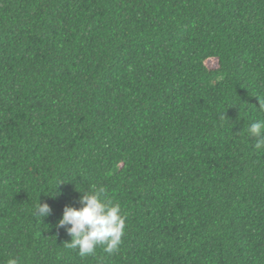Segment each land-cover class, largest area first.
Masks as SVG:
<instances>
[{"label": "trees", "instance_id": "1", "mask_svg": "<svg viewBox=\"0 0 264 264\" xmlns=\"http://www.w3.org/2000/svg\"><path fill=\"white\" fill-rule=\"evenodd\" d=\"M260 103L264 0H0V264H264ZM92 186L126 229L82 258Z\"/></svg>", "mask_w": 264, "mask_h": 264}, {"label": "clouds", "instance_id": "2", "mask_svg": "<svg viewBox=\"0 0 264 264\" xmlns=\"http://www.w3.org/2000/svg\"><path fill=\"white\" fill-rule=\"evenodd\" d=\"M259 109L264 110V104L260 103ZM246 132L250 138H256L255 148L264 150V119L252 123ZM79 192L82 193L78 201L80 207L65 206L62 219L56 225L71 237L66 245L77 250L82 258L94 255L98 247L108 255L115 254L125 235L126 214L119 203L106 197L103 186H92L87 192ZM51 215L52 209L47 203L39 202L34 210V216L39 219ZM6 264L20 262L17 258H9Z\"/></svg>", "mask_w": 264, "mask_h": 264}, {"label": "rangeland", "instance_id": "3", "mask_svg": "<svg viewBox=\"0 0 264 264\" xmlns=\"http://www.w3.org/2000/svg\"><path fill=\"white\" fill-rule=\"evenodd\" d=\"M207 66L210 69H215V68H217L218 64H217L216 60H210V61L207 62Z\"/></svg>", "mask_w": 264, "mask_h": 264}]
</instances>
